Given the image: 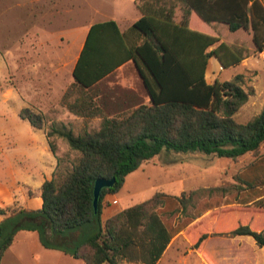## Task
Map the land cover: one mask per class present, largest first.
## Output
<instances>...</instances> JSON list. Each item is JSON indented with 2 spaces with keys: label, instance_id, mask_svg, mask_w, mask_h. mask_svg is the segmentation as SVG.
Here are the masks:
<instances>
[{
  "label": "trees",
  "instance_id": "1",
  "mask_svg": "<svg viewBox=\"0 0 264 264\" xmlns=\"http://www.w3.org/2000/svg\"><path fill=\"white\" fill-rule=\"evenodd\" d=\"M201 20L226 24L230 32L251 30L258 52L264 51V3L261 0H186ZM140 37L130 44L114 20L93 23L73 68V83L64 99L79 92L69 108L82 117L101 114L91 91L126 62H133L150 104L127 113L105 116L97 130L75 134L53 124L45 129V115L23 108L20 117L46 134L57 160L51 179L40 189L38 210L0 207V264L20 231H35L45 249L59 250L83 264H120L123 261L157 264L173 237L181 231L161 220L159 210L178 202L186 210L203 192L237 189L264 196V161L252 163L240 185L191 191L187 196L155 193L150 199L124 209L104 222L103 200L121 190L128 174L142 163L167 152L202 154L237 159L257 153L264 143V108L252 120L240 123L235 115L252 92L243 88L245 75L208 83L206 70L215 57L223 68L245 58L219 38L192 30L188 20L143 16L132 26ZM141 41V42H140ZM64 138L74 157L58 156L55 139ZM99 178H116L101 191L94 207V184ZM30 196L32 190L28 191ZM259 208L264 209V199ZM251 214V213H250ZM246 216L230 210L214 212L194 224V248L200 249L210 233L252 237L264 248V212ZM200 217V215H198Z\"/></svg>",
  "mask_w": 264,
  "mask_h": 264
},
{
  "label": "rangeland",
  "instance_id": "2",
  "mask_svg": "<svg viewBox=\"0 0 264 264\" xmlns=\"http://www.w3.org/2000/svg\"><path fill=\"white\" fill-rule=\"evenodd\" d=\"M125 2L0 0V180L5 184L11 186L14 178H19L35 187L51 179L48 163L55 156L45 132L33 128L20 117L23 108L45 115V129L55 124L78 134L97 130L105 116L124 114L141 104H150L144 83L132 62L108 75L91 91L99 96L96 105L101 110L100 115L85 118L70 110L69 104L79 95L76 90L70 94L73 96L64 99L73 83V67L86 39L87 28L113 18L124 26L125 21L120 17L122 13L126 15ZM200 21L197 18L195 22ZM209 27L204 32L219 38V42L208 51L225 42L245 58L228 68H223L215 57L211 58L206 79L212 84L216 80L229 81L240 73L245 75L243 88L252 95L235 119L246 123L264 108V51L256 50L251 30L230 32L223 23L213 26L214 31ZM55 141L58 156L74 157L64 138L58 137ZM258 161H264V143L257 153H247L237 159L163 152L128 174L119 192L105 196L102 220L158 192L180 197L198 189L240 185L239 177L247 176L249 167ZM55 171L56 167L53 173ZM256 193L232 188L227 192L206 191L195 196L186 210L178 202L167 203L158 212L161 220L181 227V231L173 237L157 264H264V248L252 237L210 233L202 247L196 249L191 231L194 224L214 212L236 210L246 216L261 214L264 209L258 205L264 196L256 198ZM24 197L19 199L23 206ZM14 208L22 207L15 205ZM21 236L6 252L2 264H83L67 255L59 257L49 253L41 247L39 237L26 239ZM120 264L143 263L123 261Z\"/></svg>",
  "mask_w": 264,
  "mask_h": 264
},
{
  "label": "crops",
  "instance_id": "3",
  "mask_svg": "<svg viewBox=\"0 0 264 264\" xmlns=\"http://www.w3.org/2000/svg\"><path fill=\"white\" fill-rule=\"evenodd\" d=\"M125 4L127 5L125 9L126 15H123L122 13V16L120 17L121 19H124L125 21L124 26H122L120 24V21L116 18L108 19V20L116 21L121 32L127 35V38L130 44H132V40H135L137 37H140V35L137 32L132 30V26L138 19H140L143 16H149V17H153L157 19H172L177 24L181 23L182 20L186 19L188 20V26L190 29L200 31L202 33H205L204 31L207 30L209 26H210L209 28H211V30L214 31L213 26H215L216 24H219V22H212L208 24L204 22L203 20H201L200 17L196 14V12L189 6L186 0H126ZM197 18L198 20H201L202 22L201 21L195 22ZM128 19H132V20H128ZM108 20H105V21H108ZM90 26L87 28V33H88ZM83 44H82V47H83ZM128 64L129 62H126L125 64L120 66L118 69H116L114 72L121 70L122 68H125ZM130 94L135 95V93H130ZM48 164L50 166L49 174H51V178H52L53 170L55 169L57 165V161L55 157ZM45 180H43V182ZM43 182H41L40 184L34 187L30 184H27L26 182H21L19 178H14L13 184L9 186L0 180V207L14 208L16 205L17 207H22L23 209H27V210L40 209L42 206V199L40 197V189H41ZM29 190H32L33 192L32 196L28 194ZM22 195L25 196L24 206L20 204V201H19ZM110 216H112V214L108 215L106 218L104 217L103 222ZM3 219H4V216L0 215V222ZM36 234L37 233L35 231H20L18 237L16 236V239H18L19 241V238L22 237L21 235L25 236L26 239L32 238V237L38 238ZM12 248L13 246L9 250H11ZM46 250H48V252L51 254H58L59 257L66 256L65 254L57 250H50V249H46ZM66 257H69V256H66Z\"/></svg>",
  "mask_w": 264,
  "mask_h": 264
},
{
  "label": "water",
  "instance_id": "4",
  "mask_svg": "<svg viewBox=\"0 0 264 264\" xmlns=\"http://www.w3.org/2000/svg\"><path fill=\"white\" fill-rule=\"evenodd\" d=\"M115 182H116V178H111V179L99 178L95 181V184H94V207L95 209L98 206L101 191L104 188L113 187Z\"/></svg>",
  "mask_w": 264,
  "mask_h": 264
}]
</instances>
